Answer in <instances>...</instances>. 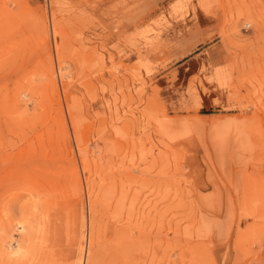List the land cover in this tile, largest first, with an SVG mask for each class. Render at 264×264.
I'll list each match as a JSON object with an SVG mask.
<instances>
[{
    "label": "rangeland",
    "instance_id": "obj_1",
    "mask_svg": "<svg viewBox=\"0 0 264 264\" xmlns=\"http://www.w3.org/2000/svg\"><path fill=\"white\" fill-rule=\"evenodd\" d=\"M0 264H264V0H0Z\"/></svg>",
    "mask_w": 264,
    "mask_h": 264
}]
</instances>
